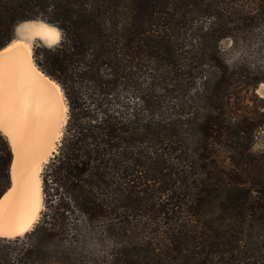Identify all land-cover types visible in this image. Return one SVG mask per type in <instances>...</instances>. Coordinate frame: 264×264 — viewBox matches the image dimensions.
<instances>
[{
  "label": "trees",
  "instance_id": "obj_1",
  "mask_svg": "<svg viewBox=\"0 0 264 264\" xmlns=\"http://www.w3.org/2000/svg\"><path fill=\"white\" fill-rule=\"evenodd\" d=\"M28 20L60 31L33 57L68 117L45 211L0 264H264V98L243 102L264 0H0V48ZM224 40L259 63L228 64ZM10 158L0 134V195Z\"/></svg>",
  "mask_w": 264,
  "mask_h": 264
},
{
  "label": "bare ground",
  "instance_id": "obj_2",
  "mask_svg": "<svg viewBox=\"0 0 264 264\" xmlns=\"http://www.w3.org/2000/svg\"><path fill=\"white\" fill-rule=\"evenodd\" d=\"M19 25L26 34L0 49V134L13 154L12 186L0 199V237L5 238L22 236L36 223L43 208L42 168L57 147L68 112L61 86L37 67L32 52L35 39L52 45L60 41V31L41 20Z\"/></svg>",
  "mask_w": 264,
  "mask_h": 264
},
{
  "label": "rangeland",
  "instance_id": "obj_3",
  "mask_svg": "<svg viewBox=\"0 0 264 264\" xmlns=\"http://www.w3.org/2000/svg\"><path fill=\"white\" fill-rule=\"evenodd\" d=\"M19 24H21V23H19ZM19 24L14 29L15 33H13V37H15L17 35H25L26 34L24 29L21 28V26ZM261 27H262L261 30H264V23L262 24ZM58 43L59 42H57L55 44H52V45H46L42 41L35 39L34 42H33V51L32 52L34 54V49L36 47H46V46L54 47ZM51 47H46V48H51ZM221 48L223 49V57H224V59L230 65L237 64L240 61L249 62V63L251 62V63H255V64L259 63L260 59H259L258 55L256 54V51L253 50V45L252 44L248 45V44H245V43L241 42L238 46H235L232 43V41L224 40V41L221 42ZM33 59H34V57H33ZM34 61H35V59H34ZM4 65H2L4 68H6L8 66L7 64L5 66ZM0 66H1V63H0ZM1 69L2 68L0 67V70ZM263 91H264V82L260 83L254 90L249 91V93L246 95V97L243 100L244 104H246L248 106L252 105V102L250 100V97H251L252 93H255L260 98H264V95L262 94ZM65 100H66V98H65ZM67 111H68V109H67ZM67 117H68V112H67ZM64 129H65V125L63 126L62 136H63V133H64ZM62 136H61L60 140L57 143V147H56L55 151L52 153L50 158L47 160V163H45L43 168H42L41 180L44 177L45 170L47 168V164L50 162V160L57 153V150H58L59 145L61 143ZM252 150L253 151H257V152L260 151V150H264V126L259 130L258 136L255 139V144H254ZM220 155H221V158L223 159L224 154L221 153ZM42 193H43V187H42ZM44 200H45V197H44V194H43V208H42V210H41V212L39 214V217H38L36 223L33 225L31 230H33L36 227V225L38 224L39 220L42 217L43 212L45 211V204H44L45 202H44ZM31 230H29V231H31Z\"/></svg>",
  "mask_w": 264,
  "mask_h": 264
},
{
  "label": "water",
  "instance_id": "obj_4",
  "mask_svg": "<svg viewBox=\"0 0 264 264\" xmlns=\"http://www.w3.org/2000/svg\"><path fill=\"white\" fill-rule=\"evenodd\" d=\"M14 33H15V30H14ZM6 46V45H5ZM4 47V46H3ZM2 47V48H3ZM46 47H51V46H46ZM1 49V48H0ZM37 67H39L38 65H37ZM45 74V73H44ZM48 77H50L49 75H47ZM51 78V77H50ZM53 79V78H52ZM54 80V79H53ZM55 82H57L56 80H54ZM262 94L264 95V91L262 92ZM12 162H13V154L11 153V158H10V164H9V186H8V188L0 195V199H1V197L5 194V192H7V190L9 189V188H11V186H12V178H11V166H12ZM31 230V229H30Z\"/></svg>",
  "mask_w": 264,
  "mask_h": 264
},
{
  "label": "snow or ice",
  "instance_id": "obj_5",
  "mask_svg": "<svg viewBox=\"0 0 264 264\" xmlns=\"http://www.w3.org/2000/svg\"><path fill=\"white\" fill-rule=\"evenodd\" d=\"M0 120H2V70H0Z\"/></svg>",
  "mask_w": 264,
  "mask_h": 264
}]
</instances>
